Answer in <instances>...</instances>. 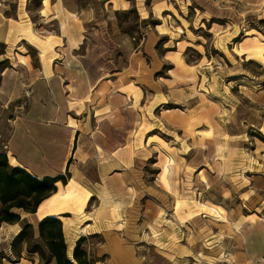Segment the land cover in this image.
Wrapping results in <instances>:
<instances>
[{"label":"rangeland","instance_id":"rangeland-1","mask_svg":"<svg viewBox=\"0 0 264 264\" xmlns=\"http://www.w3.org/2000/svg\"><path fill=\"white\" fill-rule=\"evenodd\" d=\"M0 17L57 42L40 58L31 40L0 42V155L26 108V68H83L124 87L116 140L82 135L48 197L64 238H84L94 264H233L264 215V0H0ZM87 90L70 107L89 132ZM38 222L0 223L2 264H39L12 230L37 239Z\"/></svg>","mask_w":264,"mask_h":264},{"label":"crops","instance_id":"crops-1","mask_svg":"<svg viewBox=\"0 0 264 264\" xmlns=\"http://www.w3.org/2000/svg\"><path fill=\"white\" fill-rule=\"evenodd\" d=\"M24 23L12 28L6 19L0 17V42L7 46V40L12 33L11 42L20 40L30 42L31 40V43H35L39 47L38 57H44V54L53 49L57 42L52 39V36L40 39L34 34L31 27ZM15 34L17 39L14 38ZM63 35H68L70 41L73 44L75 42L76 46L81 44L74 38V33H63ZM5 59L8 58L5 56ZM58 71L53 65L38 69H25L26 74L30 77L27 79L29 97L26 101V108L14 120L6 144L8 163L13 167L25 169L37 178L58 177L70 173L69 161L72 149L76 142L82 141V135H91V139L108 145L107 141L112 143L113 140H116V135H119L120 127L124 124L121 111H124L126 106V97L123 92L124 87L119 84L120 79H106V76H98L95 80L90 81L89 74L83 68ZM67 81L73 83V86L69 85ZM69 86L72 87V91L67 89ZM93 86L96 91L93 97L90 94V102H94L93 98H95L97 103L89 107L88 113L83 112L79 115L84 118L82 127L85 126L88 115L90 117L91 129L87 132L76 128L78 125L73 123L72 115L74 113L70 105L76 103L77 100H84L88 94L87 88L89 87L90 92L94 89ZM99 95L103 96L101 104H98L101 98ZM145 133H150V129L148 128L143 135ZM122 161L123 165L131 163L130 151L129 153L126 151ZM72 181L74 180L72 179ZM49 201L50 198L39 207L36 214L22 213L20 219L33 217L40 221L46 216H59L56 212L48 211ZM261 209L263 210L264 207ZM249 217L247 216V218ZM258 221L260 224L258 227L246 226L248 235L241 240V250L231 251L230 257L233 264H264L263 214L258 216ZM61 222L62 228L65 229L68 221L66 222V218L61 217ZM9 228H12V225H9ZM12 230L15 232L13 236L19 233L17 227ZM76 239V235L71 239H67L66 236L65 239L67 249L70 247L72 252Z\"/></svg>","mask_w":264,"mask_h":264},{"label":"trees","instance_id":"trees-1","mask_svg":"<svg viewBox=\"0 0 264 264\" xmlns=\"http://www.w3.org/2000/svg\"><path fill=\"white\" fill-rule=\"evenodd\" d=\"M66 175L69 177V173ZM65 180V175L37 178L21 167L10 166L7 157L0 155V203L2 205L0 223L9 225L18 223L20 216L12 213L14 209L26 214H34L39 204L56 192V183L61 182L65 185ZM25 238H31L30 241L33 240V243L26 241ZM17 240L24 242L26 253L38 256L39 264H94L87 252L82 249L84 238L76 241L72 252L73 259L70 260L67 257L60 216H46L41 219L37 225V239L32 227L27 225L16 235L14 242ZM0 264H2L1 261Z\"/></svg>","mask_w":264,"mask_h":264},{"label":"bare ground","instance_id":"bare-ground-1","mask_svg":"<svg viewBox=\"0 0 264 264\" xmlns=\"http://www.w3.org/2000/svg\"><path fill=\"white\" fill-rule=\"evenodd\" d=\"M67 222V221H66ZM73 240V239H72ZM68 247V246H67ZM71 255H72V249L69 247L67 249V257L71 260ZM135 264H139V261H136Z\"/></svg>","mask_w":264,"mask_h":264},{"label":"water","instance_id":"water-1","mask_svg":"<svg viewBox=\"0 0 264 264\" xmlns=\"http://www.w3.org/2000/svg\"><path fill=\"white\" fill-rule=\"evenodd\" d=\"M42 202H43V201H42ZM42 202H41V203H42ZM41 203H40V204H41ZM40 204H39V206H40ZM39 206L37 207V209H36V211H35V213H34V214H36V213H37ZM31 215H33V214H31ZM19 216H20V215H19ZM72 259H73V258H72V255H71V260H72Z\"/></svg>","mask_w":264,"mask_h":264}]
</instances>
